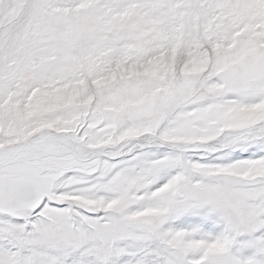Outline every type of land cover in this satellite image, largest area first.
Returning a JSON list of instances; mask_svg holds the SVG:
<instances>
[{"label":"snow or ice","instance_id":"6c2138e0","mask_svg":"<svg viewBox=\"0 0 264 264\" xmlns=\"http://www.w3.org/2000/svg\"><path fill=\"white\" fill-rule=\"evenodd\" d=\"M0 264H264V0H0Z\"/></svg>","mask_w":264,"mask_h":264}]
</instances>
